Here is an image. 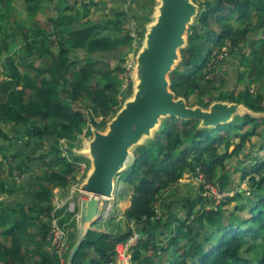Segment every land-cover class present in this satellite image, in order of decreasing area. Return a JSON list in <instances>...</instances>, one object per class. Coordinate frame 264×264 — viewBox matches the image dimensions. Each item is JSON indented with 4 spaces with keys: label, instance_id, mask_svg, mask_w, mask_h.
Instances as JSON below:
<instances>
[{
    "label": "trees",
    "instance_id": "1",
    "mask_svg": "<svg viewBox=\"0 0 264 264\" xmlns=\"http://www.w3.org/2000/svg\"><path fill=\"white\" fill-rule=\"evenodd\" d=\"M53 1L26 0L31 22L40 29H50L59 47L57 56L39 55L38 58L44 60L45 65L37 66L33 62L36 59L33 49L35 44L30 41V30L36 26L16 21V28L8 32L9 28L3 21L14 9V4L13 0H0V46L8 39L14 42L19 33L27 45L26 48L16 50L7 46L0 48V139L11 146L20 141L26 143L27 147L34 141L32 145L35 148L45 143V152L38 159L56 158L53 163L45 164L47 168L43 179L50 187H40L31 194L40 200V211L48 218L51 217L53 207V189L68 186L75 181L80 171V157L75 155L72 144L68 147L69 155H65L61 140L76 138L83 127L90 124L84 113L69 106L70 102L79 97L80 90L92 87V105L107 108L105 113L114 112L115 116L132 93L131 84L129 95L121 101L119 108L114 109V105L120 103L118 96L123 88L122 84L110 73L99 69L96 66L98 60L94 59L81 67L79 77L70 87L56 84L55 64L74 76L76 72L71 69L75 62H71V57L78 51H85L90 55L108 52L131 43L132 38L129 35L112 38L104 34L105 30L100 24L90 18L91 6H101L93 0H74L75 6L72 7H69L68 2L67 5L63 0L59 1L64 3L62 7L66 5L63 9L74 11L75 21L83 24L80 28L70 29V22L62 14V10L58 18L49 19V25L42 24L36 17ZM195 1L205 9L195 24L190 26L188 46L181 50L182 61L170 74L172 90L177 96L185 97L191 106L200 104L208 107L215 100H229L244 103L256 112H263L264 94L261 89L264 87V52L260 54L261 50L251 44V39L256 33H264V0ZM79 3L81 9L76 8ZM154 3L156 4V0H153ZM154 5L150 7L139 4L132 10L137 12L139 21L148 22ZM148 7L150 13L147 15L144 13ZM253 16L257 17V22H251ZM107 23L108 31L114 33V27L121 22L110 20ZM141 33L144 35L145 30ZM262 39L264 40V35ZM245 47L251 50L250 60L248 51L243 52ZM225 49L241 53L250 72V80L257 86L256 95L250 94L248 88L244 99L235 97V94L222 98L219 85H214L215 91H220L219 94H212L213 92L202 87L201 81L207 78L212 65L216 64L218 56L223 55ZM28 57L32 60H24ZM47 73L50 77L46 76ZM94 77L101 78L104 83L92 85ZM206 80L212 83V80ZM65 93L67 98L64 100L61 95ZM204 95H211V100L205 102ZM92 122V126L97 127L94 118ZM3 125L15 126V134H7ZM256 148L264 152V118L236 115L233 121L216 128H201L198 120L177 117L166 119L154 140L136 148L135 159L123 172L127 182L124 185L130 188V196L124 195L127 191L125 187L117 188L115 192L122 201L130 199L131 205L125 210L124 218L128 223L133 222L140 232V238L133 246L132 264H159L163 254L168 255L164 264H264V156L261 160L252 158L248 161L249 155L246 153L247 150L252 153ZM18 155L23 158L22 170L28 171L35 159V152L24 150ZM235 161L245 164L241 179L248 181L249 190H237L221 201L218 207L207 204L202 205L199 210V198L195 195L189 194L182 198L173 196L174 198L163 202V214H159V204L164 199V193L178 184L186 174L197 176L203 173L205 181L201 183V187L204 190L206 184L225 183L227 186L233 182V176L225 168L227 162ZM15 173V170L11 172ZM120 175L118 177L121 180ZM0 188L6 191V182L0 181ZM18 189L21 188L14 187V190ZM233 203L237 204L234 209L229 208ZM177 205L180 207L177 208ZM245 206H249L248 215L240 216L239 213ZM23 207L24 204H21V209ZM29 209L34 212V208ZM79 211L80 208L77 207L76 212ZM20 215L21 218L10 229L5 230V236L10 241L0 242V263L20 264L27 256L22 247V234L29 227L35 226L41 217ZM74 215L67 213L62 221L70 222L67 227L69 233L70 228H77L79 224L73 218ZM169 215H175L176 224L167 233L165 230L169 223L166 220ZM226 215L230 216L228 220ZM121 225L122 222L116 216L100 219L87 231L73 264L115 263L118 257L117 245L128 241L134 232L131 226H127L126 231L122 230ZM49 229L47 222L40 224V248L36 252L40 260L37 264H63L57 253H43L41 246L47 244ZM74 234V231L70 233L71 239L75 237ZM33 238L34 235L30 239ZM249 254L252 258L248 257Z\"/></svg>",
    "mask_w": 264,
    "mask_h": 264
},
{
    "label": "rangeland",
    "instance_id": "2",
    "mask_svg": "<svg viewBox=\"0 0 264 264\" xmlns=\"http://www.w3.org/2000/svg\"><path fill=\"white\" fill-rule=\"evenodd\" d=\"M60 0H54L52 3L48 4V7L45 9L43 13H39L37 15V20H39L42 24L49 25V19L52 17L58 18L60 15V12L62 10V14L64 15L65 18L70 22L69 28H80L83 26V24L78 23L74 19V11L72 9H63L65 6L62 4H66L67 2L69 3V7L75 6L74 0H63L64 3L59 2ZM95 3L100 4V8H96L94 5L91 6V20L95 23H99L100 26L105 30L104 34L110 35L112 38H115L116 36L122 35L126 36L129 35L132 38L131 43L125 44L120 46L117 49L108 51V52H96L93 54H88V52L85 51H78L76 54L72 55L71 57V62H75V65L72 67V71L76 72L74 76L66 73V71L58 67L56 65V84H62L66 85L68 87L71 86V84L76 80V78L79 77V71L82 66L86 64H90V62L94 60H98L97 62V67L100 69H103L105 73H110L112 76L116 77V80L118 82H121L122 84V90L118 96L119 99V104L114 105V109L119 108L122 103L121 101L129 95L130 92V87L131 84L133 86V71L132 68L130 69V65L134 63V60L136 59V54L141 47V41L143 39L144 35H141L142 31L145 30V25L147 22L145 21H139V19L136 17V13L132 8H137L139 4H146L147 6H152L153 0H93ZM157 1V0H156ZM67 3V5H68ZM81 3V2H80ZM76 5V8H82L81 4ZM14 4V9L10 12V14L5 18L3 21V24L9 28L8 32H11L13 29L16 28V21H23L27 26L29 25H35L32 30H30V41L32 44H35L33 46V49L35 51V58L33 62L37 66H44L45 62L44 60H40L37 58V54L39 55H45V56H57L59 53V47L56 44L57 40L54 35V33L49 29H46L45 27H42L44 29H40V27L29 19V11L27 8L26 0H13ZM150 7H148L145 11L144 14H149L150 13ZM143 14V13H142ZM114 20V21H120V25L115 26L113 30H115L114 33H110L108 30V23L107 21ZM258 19L256 16H253L251 18V22H257ZM38 22V21H37ZM32 25V26H33ZM127 28V29H126ZM140 30V35L138 37V32ZM264 33H256L254 37L251 39V44L257 47L259 50H261L260 54L264 52V40L262 39ZM12 42L10 39L6 40L1 46L5 47L7 46L8 48L12 50H16L18 48H26V43H24L20 33L18 36H16L15 40ZM248 51V59L250 60L252 58V53L251 50H249L248 47H245L243 49V52ZM216 53V50L214 51ZM24 60L30 61L32 60L31 57H28L27 59L24 58ZM216 64L211 68L210 73H208L207 78L209 80H212V83L206 82L207 80L204 79L201 81V85L204 89L208 90V92H213L212 94H219V92H216L214 89V85L217 84L219 85V88L221 89V97H229L231 94H235L234 96L240 99H244L247 94V89L249 88L250 94L256 95L257 93V86L256 84L252 83L250 80V72L248 71L246 67V62L241 53L235 52L232 53L229 50L225 49V52L223 55H219ZM47 66V64H46ZM48 77L50 75L47 73ZM2 78H5V75H2ZM103 84L104 82L101 81V78L99 77H94L92 80V85L95 84ZM92 87H87L83 90L79 91V97L74 99V101L70 102V107L73 108L76 111H81L86 115V118L89 120V125L83 127V131L79 133L76 138L73 139H62L61 140V147L64 149V154L69 155L70 151L68 150V147H70V144H72V148L74 151H79L84 148L85 144L92 138V118H94L97 128L99 129H105L107 127L108 122L112 119L114 116V112H110L109 114H106L105 112L108 110L99 108L97 106L92 105L90 101V89ZM261 92L264 94V87L261 89ZM61 97L65 100L67 98V94H62ZM203 100L205 102H209L211 100V95H204ZM246 129V128H245ZM214 135L216 134L213 132ZM46 146L45 143H42L41 146L36 147L34 150L35 152H41L43 154L45 150L43 149ZM246 153L249 155V159H260L264 156V152L260 151L258 148L254 152H249L248 150ZM49 161L48 164L53 163L55 159H51L50 157L47 158ZM132 161V160H131ZM245 164H240L239 161H235L234 163L227 162L226 165V172H231L233 176V182L230 185L225 186V183H219L215 187L217 188L216 193L214 194H209V191L204 190L201 187V181L196 180L195 176L193 174L188 173L184 176V178L175 186L171 187L169 190L164 193V199L163 201L160 202L159 204V214H163V207L164 201L167 199L171 198H182L185 196H188L189 194H193L196 196L198 199V205H197V210L202 205H210V207H218L220 200L223 201L225 198H227L229 195H233L237 190H249L250 184L248 183L247 180L242 181V173H243V168ZM250 165V164H249ZM79 166H80V171L79 174L77 175V178L75 181H72L68 186H59L56 187L55 189H64L66 192L61 196L59 194H56L51 199V204L59 203L61 208L59 211V217H60V222L62 225H69L70 222H62L64 218H66L67 213H70L71 211L69 210V205L68 202L71 203V200L74 199L76 202V208L79 207V204L81 200L87 199L90 197V195L86 193L80 192V190H77L79 188L84 176L86 175L90 162L88 159L85 158H80L79 160ZM25 171H19L18 175L15 177L18 182H15V184L24 186L26 184V174H22ZM221 174H223V171H220ZM121 180L119 177L116 179L117 183V188L125 187L126 188V179H125V173L120 175ZM2 179V178H1ZM4 183V181H1ZM14 182V181H13ZM7 183V182H6ZM230 183V182H229ZM228 183V184H229ZM227 184V181H226ZM43 187H50L49 184L47 183ZM74 188L77 191H73ZM122 188V189H123ZM53 189V193L54 190ZM126 192H124V195L126 197L130 196V188L127 186ZM0 192H2V189L0 188ZM5 192V191H3ZM224 194V196H223ZM174 196V197H173ZM71 197V200H70ZM224 198V199H222ZM129 199V198H127ZM126 200V199H125ZM104 202V214L102 220L114 217L116 216L118 218V221L122 222V230H127V226H130L131 224L126 221L124 218V212L125 210L130 206V202L127 201H122L120 200L119 197L114 195L113 198L111 199H103ZM42 203L40 204L39 207H41ZM180 205V204H179ZM177 205L179 208L180 206ZM236 203H233V205H230L229 208L234 209L236 206ZM80 208V207H79ZM62 210V211H61ZM248 210L249 206H245V209L243 211H240L239 215L240 216H245L248 215ZM72 213V212H71ZM79 212H74V217L76 220L78 219V214ZM164 216V215H163ZM165 217V216H164ZM72 218V219H73ZM175 215H169L168 219L166 220L167 223H169L168 228L165 230V232H170V229L175 226L174 222ZM230 216L226 215V219L228 220ZM49 226L51 224V218H48L46 221ZM79 221L77 220V223ZM111 229L114 227H110ZM135 232L139 233V230L136 228L134 225L132 227ZM74 231L75 232V237L71 239L69 242V248L67 249L66 252V257H65V262L64 264H67L69 254L71 253L74 245L77 242L78 237H79V224L77 225V228H70V233ZM116 232V231H115ZM49 234H50V229L48 232L47 236V244L42 245L41 248L43 250V253H50L54 254L51 250L50 246V241H49ZM22 247H24L25 251L29 253L31 252L32 249L29 247L28 243L26 242L25 239V233L22 234ZM7 242H9V239H6ZM73 242V246H72ZM40 243V239L38 240V244ZM35 249V248H34ZM35 251V250H34ZM33 251V252H34ZM68 256V257H67ZM249 258H252V255H248ZM168 258V255H162L160 257L161 261L159 264H164L166 263V260ZM25 262V259H24ZM1 264V263H0ZM35 264V263H34ZM132 264V262H131Z\"/></svg>",
    "mask_w": 264,
    "mask_h": 264
},
{
    "label": "water",
    "instance_id": "3",
    "mask_svg": "<svg viewBox=\"0 0 264 264\" xmlns=\"http://www.w3.org/2000/svg\"><path fill=\"white\" fill-rule=\"evenodd\" d=\"M204 9L195 0L156 1L136 54L132 93L107 127L92 126V138L75 151L76 156L90 162L80 184V191L90 197L80 203L79 237L67 264H73L87 231L103 218V199L114 197L116 179L135 159L136 148L154 140L166 119L198 120L201 128H216L236 115L264 118V111L229 100H215L208 107L191 106L172 90L170 74L181 63L189 28Z\"/></svg>",
    "mask_w": 264,
    "mask_h": 264
},
{
    "label": "crops",
    "instance_id": "4",
    "mask_svg": "<svg viewBox=\"0 0 264 264\" xmlns=\"http://www.w3.org/2000/svg\"><path fill=\"white\" fill-rule=\"evenodd\" d=\"M37 55L39 56V54ZM3 129L7 132V134L13 136L15 134L16 127L3 125ZM33 143L34 141H32V144ZM32 144L30 147H27L26 143L20 141L19 144L11 146L8 142H2V139H0V177L2 178H0V181L7 182L6 186L8 188L5 192H0V242L8 243L6 241L7 238L5 236V230L10 229L15 224V222L21 218L20 214H29L30 216L41 217L40 221L35 226L29 227L25 233L26 242L28 245H30L29 247L32 249V251H29V253L26 251L27 256L25 258V262L22 260L20 264H37V262L40 260V256L36 253L40 248L38 247V240L40 239L38 233L40 231V224L48 220V217H46L40 211V200L32 197L33 195L31 194H34L36 190L47 184V181L43 179V175L47 168V165L45 164H47L49 161L47 159H38L41 152L36 153L34 150L35 147ZM24 150L31 153L35 152V159L32 161L30 169L22 173L23 175H27L26 184L24 186H20L15 184V182H18L15 177L18 175L19 170L24 169L22 162L23 158L22 156L18 155V153L20 154V152ZM13 170H15V174H11ZM16 186L20 187L21 189L14 190V187ZM65 192L66 190L64 189H55L54 196L56 194L62 196ZM52 198L54 199V197ZM127 200L131 205L130 199H126L124 201ZM21 204H24L22 209ZM29 208H34V212L30 211ZM33 235L35 238L30 239L33 237ZM1 264L6 263L1 262Z\"/></svg>",
    "mask_w": 264,
    "mask_h": 264
},
{
    "label": "built area",
    "instance_id": "5",
    "mask_svg": "<svg viewBox=\"0 0 264 264\" xmlns=\"http://www.w3.org/2000/svg\"><path fill=\"white\" fill-rule=\"evenodd\" d=\"M140 35V30L138 32V37ZM136 64V59L134 60V63L130 65V69L133 68ZM195 178H197L196 180H200L201 183H204L205 181V177L203 173H199L197 176L195 175ZM216 185H212V184H206L205 185V190H207V192L209 191V194H215L217 191V188L215 187ZM77 190H80V186L79 188H77ZM75 188L73 191H77ZM81 192V191H80ZM83 193V192H82ZM224 196V194H223ZM224 199V198H222ZM71 200V197H70ZM82 201V200H81ZM221 202V200H220ZM219 202V203H220ZM81 203V202H80ZM69 205V210L74 213L76 211V202L73 200H71V203L68 202ZM80 207V204H79ZM60 204L59 203H55L53 204L52 207V212H51V224H50V234H49V241H50V246H51V250L55 253H57L61 259V262L64 264L65 262V257H66V252L67 249L69 248V242H70V233L69 230L67 228V225H62L60 222V217H59V211H60ZM78 221L80 220V213L78 214ZM131 227L134 226V223H130ZM140 238V234L137 232H133V235L131 236V238L126 241V242H122L119 243L116 247V251H117V261L113 264H131L132 262V255H133V246L134 244L138 241V239Z\"/></svg>",
    "mask_w": 264,
    "mask_h": 264
}]
</instances>
